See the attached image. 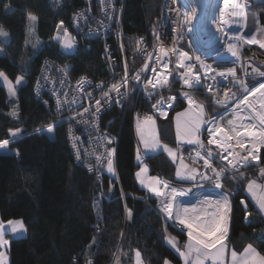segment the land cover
Wrapping results in <instances>:
<instances>
[{"label":"trees","instance_id":"obj_1","mask_svg":"<svg viewBox=\"0 0 264 264\" xmlns=\"http://www.w3.org/2000/svg\"><path fill=\"white\" fill-rule=\"evenodd\" d=\"M81 3L82 0H0V27L8 33L7 37L0 36V71L12 81L18 76L24 79L16 91L17 117L10 114L8 91L0 83V141L10 138V130H21L20 136L9 139V147L15 152L0 153V219H21L27 230L25 236L11 238L10 264H87L88 260L93 264H133L136 250L144 264H164L165 258L180 264L167 237L183 244L187 234L161 213L157 208L160 199L141 186L136 176L141 163H137V155L143 154L137 138L136 100L132 99L123 120L115 117L111 124L112 130L119 131V181L111 185L107 176L99 182L75 162L68 121L34 93L35 78L45 57L70 61L74 76H107L99 42L90 51L79 49L66 55L52 41L61 21L70 27L71 15ZM160 5L161 0H126L123 27L128 47L131 36L137 33L154 38ZM252 8L264 29V0L254 1ZM29 13L37 17L36 33L42 43L37 51L27 45ZM246 56L261 67L264 49L246 45ZM180 106L178 103L176 110ZM171 118L159 121V136L161 141L176 146ZM50 124L54 125L53 136L44 130ZM38 128L42 131L37 132ZM142 161L152 175L185 187L176 177L175 164L164 152L143 155ZM259 166L242 168L243 178L225 180L224 191L230 194L232 206L227 232L230 246L240 252L252 244L264 255V218L245 193L246 183ZM246 211L251 213L249 220L245 219Z\"/></svg>","mask_w":264,"mask_h":264},{"label":"built area","instance_id":"obj_2","mask_svg":"<svg viewBox=\"0 0 264 264\" xmlns=\"http://www.w3.org/2000/svg\"><path fill=\"white\" fill-rule=\"evenodd\" d=\"M254 1L235 0L232 3L229 0L228 5H225L224 0H208V10H206L202 8L199 0H161L154 38L150 40L146 34L137 33L131 36V40H129L131 46L128 47L123 27L126 0H105L103 4L101 0H82L81 6L71 15L70 27L64 25L57 27L52 36V41L59 48L60 40L64 38V30L67 29V32L73 35L74 50L71 54L79 49L90 51L94 48V43L99 42L107 76L100 79L88 75L74 76L70 61L45 57L41 62L33 87L37 98L41 99L48 108L53 109L61 119L68 121V139L75 162L94 174L99 182L103 176L109 178L111 185L113 181H119L116 165L119 131L112 130L111 124L115 117L124 119L132 99L136 100V127L142 122L169 120L178 103L190 108L183 95L184 92H189L198 101L204 103L205 119L223 117L224 119L220 123L226 128L230 127L227 124L229 119L237 125L251 121L249 117L254 113L245 104L239 103L244 95L243 89L236 79L227 75L226 70L234 68L239 80H243L249 87L264 82V77L252 74L251 69H247V63H252V67L257 66L253 59L246 56V45L250 44L245 42L249 19L248 8L253 6ZM237 4L244 5V17L233 15L234 9L240 10L237 9ZM173 29L176 31L174 32ZM177 36H181L182 39L177 41L175 39ZM236 37H240V39H236ZM228 43L235 45V50L238 53L236 57L227 50ZM161 47L165 50L175 48L177 51L188 52L192 60L185 61V64L194 65L193 71L199 72L203 86L196 87L194 85L192 89L185 86L181 74L185 73L187 68L177 67L178 56L172 52L164 57L161 53ZM60 53L66 54L61 51ZM197 56L205 64L211 65L217 72L225 71V76L221 77L216 73H209V76H215V80L206 78L204 69L195 59ZM165 62L168 63L167 69L162 67ZM145 64H147L146 68L144 67ZM125 66H127L128 75L127 88L121 87V96H117L115 91L110 92V102L104 103L103 91H107L114 83L123 84ZM257 67L264 71V62H262L261 67ZM153 68L156 69L155 72H153ZM137 73H139V80L134 79ZM165 78H167L168 83L164 87L153 88L148 83L149 79L153 83H157V81H163ZM209 84L213 86V92L207 90ZM227 89L231 91L225 97L224 92ZM232 93H235V96H232ZM170 96L176 97L175 101L171 102V106L166 102ZM161 97L164 98L161 103L153 107V104L157 100H161ZM57 98L61 101L59 110L57 109ZM215 98H220L225 103L217 104ZM96 100L102 101V107L96 113V118H93L91 113L95 111ZM84 108H89L90 111L83 112ZM190 109L197 113L194 107ZM161 110L163 115H161ZM82 112L83 116L81 117L80 113ZM149 116L152 120L146 121L145 118ZM208 127L209 125L202 124L199 132L205 149H201L196 144L193 146L192 155L197 160L196 153L199 151L201 154H205L207 147H212L214 152L221 151L215 145H207ZM105 136L111 138L110 143L108 139L104 138ZM74 142L75 148L73 147ZM232 143L235 144L234 141ZM245 146L251 148L247 138H245ZM109 150H114L110 157L114 169L111 173L107 170ZM182 150L180 147L179 156H183ZM234 151L240 152L241 150L239 147H235ZM77 152L80 154L79 160L77 159ZM258 154L261 158L260 161H253L248 166L264 163V148H261ZM224 155H228V153H224ZM97 156H100L99 161L96 159ZM139 156L140 160L137 159V163L143 160L141 153ZM228 159L232 160L233 157L229 156ZM199 161L203 162L202 160ZM215 161L213 163L216 168L227 164V161H221L218 158ZM89 164L92 165L91 170ZM159 180L166 181L163 178ZM168 183L172 187L185 190L183 195L176 196L175 206L186 201H192L201 195L211 198L217 193L221 194V190L215 188V185H204L187 191L186 188L178 184ZM122 196L124 195L122 194ZM163 199L162 196L157 203V208L160 211V202ZM161 213L165 216L162 211ZM171 222L174 221L171 220ZM180 229L187 234L186 228L181 226ZM88 261L93 264L92 260Z\"/></svg>","mask_w":264,"mask_h":264},{"label":"snow or ice","instance_id":"obj_3","mask_svg":"<svg viewBox=\"0 0 264 264\" xmlns=\"http://www.w3.org/2000/svg\"><path fill=\"white\" fill-rule=\"evenodd\" d=\"M101 3H105V0H101ZM229 0H224V4L228 5ZM7 7V6H6ZM244 5L237 4V9L233 11V15H239L241 17L245 16L243 11ZM171 10V9H170ZM29 19L36 20L37 17L31 13L28 14ZM62 25L63 22L61 21ZM60 25H58L59 27ZM175 32L176 29H173ZM8 33L0 27V36L7 37ZM64 36L68 37L69 33L67 29L64 30ZM60 39L59 37H56ZM142 39V38H141ZM159 39V37H157ZM178 41L182 39L181 36L175 37ZM236 39H240V37H236ZM248 43H259L261 48H264V43H260L255 36H253ZM60 43L66 49H70L73 47L72 43L67 39H61ZM227 50L232 54V56L236 57L238 55L235 50V45L232 43L227 44ZM169 52L176 54L178 56L177 67L179 68H187V71L181 74V78L183 80V84L187 86L189 89H192L194 85L196 87L203 86L201 85V76L199 72H194L191 63L185 64V61H191L192 57L188 52L179 50L175 48L165 50L161 47V53L164 57L169 55ZM196 61H198L201 67L204 69L205 77L208 79L215 80V76H209V73H216L221 77L225 76V71L217 72L216 69L212 68L211 65L205 64L201 61L200 57H195ZM147 67V64L144 66ZM164 69L168 68V63L165 62L162 64ZM156 69L153 68V72ZM227 75L233 77L237 80L240 87L243 89L244 95L242 99H240L239 103L245 104L247 107L252 108L254 111V115L249 117L252 123L244 124L241 123L239 125L235 124L233 120L229 119L227 124L230 126L226 128L223 124L220 123L223 120V117H211L210 119H203L205 112V105L203 102L198 101L194 95L189 94V92H184L183 95L190 106V108L194 107L197 110L196 119L187 120L183 124V139L187 141L189 144L199 145L201 149H205V145L203 141H201L199 137V132L202 124L209 125L207 131L209 135V139L207 140V145H215L217 149H221L219 152H214L212 147H207L205 150V154H201V152H197L196 156L198 160L203 161V172L199 170H194L196 175L200 176L201 180H209L214 182L215 188L221 190V195L219 199L216 201L215 206L213 207L211 212H207L204 215L200 213H196L195 215H189L188 209L182 206H175L174 201L177 195H183V189H177L176 187H172L168 182L161 181L157 177H151L152 184L149 185L152 192L157 193L160 196H163L164 199L161 203V211L165 214L166 218L169 220H173L175 223L186 228L188 243L184 245V251H181V248L177 246L175 238L168 237V242L172 245L173 248L179 253V255L184 259V264H205L206 260H212L213 264H224V255L226 245L224 243L225 237L228 232V223L230 220V214L232 211L230 194L224 191L226 185L224 184L225 180L235 181L238 178L244 177V172L241 171L242 168L247 167L253 161H260L259 151L261 148H264V82L258 83L256 86L249 87L244 83L243 80H239L237 77L236 70L234 68H228L226 70ZM252 74H256L260 77H264V71H261L259 68L253 67L251 69ZM0 77H3L5 80L8 78L5 76L3 72H0ZM134 79L139 80V73L136 74ZM23 77L18 76L16 78L15 83L20 85L22 83ZM39 83V82H38ZM79 83V82H78ZM148 83L151 84L153 88L164 87L168 80L167 78L163 79V81H157V83H153L151 79L148 80ZM128 84V75H127V66H125V77L123 79V84H112L107 91H103L104 103H108L111 100L110 92L115 91L117 96H121V87L127 88ZM207 90L209 92H213V86L211 84L207 85ZM231 90L227 89L224 92V96L227 97ZM11 94L14 96L15 90H11ZM91 94L89 93V96ZM259 96L262 103L259 109H255L254 105L248 103L249 96L256 97ZM232 96H235V93H232ZM164 98L161 97V100H157L153 107H156L157 104H160ZM175 96H170L167 98V103L171 106V102L175 101ZM119 103V100H117ZM215 103L222 104L225 103L224 100L220 98H215ZM61 107V101L57 98V109L59 110ZM102 107V101H95V111L91 113L93 118H96V113L100 111ZM160 110V109H158ZM89 108H84L83 112H89ZM188 110H186L187 112ZM83 112L80 113V116H83ZM185 113H177V117L183 116ZM15 115V112L12 113ZM163 111L161 110V115H163ZM76 119V117H73ZM146 121H151L152 118L146 117ZM238 119V117H237ZM54 125L50 124L47 126V131L52 132ZM20 129L10 130L11 136L15 137L20 132ZM37 132H41L42 129H36ZM177 137L181 138V123L177 122ZM108 139L109 143L111 142V138L107 136L104 137ZM245 138L248 139V142L251 144V148H247L245 146ZM143 139V137H142ZM235 142L233 144L232 142ZM8 140L0 141V148H5L8 145ZM145 147L156 148L159 146V142H153L149 144L148 141H144ZM73 147H76L75 142L73 143ZM239 147L240 152H235L234 148ZM163 150L168 153L169 156L174 157V150L168 145H163ZM114 150L108 151L109 158L107 159V170L108 172H113V161L110 158L112 156ZM224 153H228V155H224ZM241 153H244L243 155ZM18 154V153H17ZM232 156L233 159L229 160L228 157ZM221 161H227V164L222 165L220 168L214 167V161L216 159ZM238 158V159H237ZM77 159H80V154L77 152ZM97 161L100 160V156L96 157ZM137 159L140 160L139 154L137 155ZM186 167V166H185ZM89 169H92V165L89 164ZM147 166L141 167L140 171L136 173L139 177L141 172H146ZM209 171H211L212 175H209ZM237 173L239 176H237ZM178 178L181 179H191L195 180L196 175H188L182 176L181 172L177 170L176 173ZM261 176H264V171L261 172ZM143 183V181H141ZM248 191L253 193L254 198L256 199V203L258 205V211L264 214V191L260 195H256L253 191L254 188H261L264 190V185L258 184L255 179H251L247 184ZM163 189V190H162ZM187 191H191V189H187ZM207 200V198H205ZM243 203V201H242ZM251 215L250 212H245V219ZM132 216V212L128 210V218L130 219ZM7 224L11 226V232L13 234L26 232V227L22 220H8ZM4 228V222L0 221V249H3L8 245L9 241L5 239L4 232L2 229ZM167 231V229H165ZM135 256L137 258V264H140L141 253L139 250H136ZM195 257L193 260L192 257ZM232 264H264V255L258 252L252 244H248L244 250L243 254H238L237 251H231ZM0 264H7V257L3 250H0ZM88 264H92L91 261H88ZM164 264H170L169 260L165 258Z\"/></svg>","mask_w":264,"mask_h":264},{"label":"rangeland","instance_id":"obj_4","mask_svg":"<svg viewBox=\"0 0 264 264\" xmlns=\"http://www.w3.org/2000/svg\"><path fill=\"white\" fill-rule=\"evenodd\" d=\"M257 1V0H255ZM262 1V0H260ZM248 13H249V27H248V31L245 33V42L247 44H250V45H258L259 46V43H248L247 41L250 40L253 36L256 37V39L260 42V43H264V29L263 27L260 26L259 24V18H258V15L256 13V11L252 8V7H249L248 8ZM61 25V24H59ZM63 25V24H62ZM58 27V25H57ZM56 27V28H57ZM56 30V29H55ZM41 39L37 36V33H36V23H35V20H30V23H29V28H28V37H27V45L31 48L32 51H37L40 46H41ZM260 47V46H259ZM264 49V48H262ZM0 53H3V49L0 48ZM0 72H3V71H0ZM4 73V72H3ZM5 74V73H4ZM5 76L8 78L7 80H5L3 77H0V83L3 84L7 91H8V100L9 102L11 103V115L12 116H15L17 117V114H18V105H17V102H16V94L13 96L11 94V90H15V93L17 91V88L19 85H17L15 83V81H12L10 80V78L5 74ZM24 82V79L22 80V83ZM21 83V84H22ZM186 110H188V108H186L185 106H182L180 108H178L175 112H174V119H173V126H174V137L176 139V142H179L178 144H182V145H186L190 147V145H194V144H189L187 143V141L185 139H183V124L185 121L187 120H194L196 119V115L193 114L190 110H188L186 112ZM15 112V115H13L12 113ZM185 115L183 116H180V117H177V113H185ZM203 119H205V116L202 117ZM181 123V138H178L177 137V122ZM141 124V128L138 129L139 132H142L143 134V137H144V140L145 141H148L149 144L150 143V138L153 137V139H151V142H156L158 141L160 145H162V142L159 140V130H160V126H159V121H152V122H147V125H142V123H139ZM47 127L44 129L50 136H53L54 135V129L52 132H48L47 130ZM15 130V129H14ZM10 138L9 139H13V138H16L18 136H20V132L17 134V136L13 137L11 136V134H9ZM9 139H6L9 141ZM3 141V140H2ZM181 146V145H180ZM153 149V148H152ZM182 151H184V147H182ZM193 149V147H192ZM12 152H15V150L11 149L9 147V143L8 145L5 147V148H0V153H12ZM192 152V150H191ZM184 153V152H183ZM192 153H189V157L192 158L193 155H191ZM147 166V171L146 172H141V175L138 177L137 175V179H138V182L141 186L143 187H146L147 185H149V181L151 180L150 178L152 177L151 174H150V171H149V168H148V165L146 164V162H142L136 173L140 171L141 167L143 166ZM190 165V162L189 160L187 159V156L185 157H181L179 158V164H178V170L181 172L182 176H185L184 172H186L185 170V166L186 168H188ZM195 168H191V170H194ZM143 181V183L141 182ZM161 199V198H160ZM181 226V225H180Z\"/></svg>","mask_w":264,"mask_h":264},{"label":"crops","instance_id":"obj_5","mask_svg":"<svg viewBox=\"0 0 264 264\" xmlns=\"http://www.w3.org/2000/svg\"><path fill=\"white\" fill-rule=\"evenodd\" d=\"M182 106H184V105H182L181 104V106L180 107H182ZM179 107V108H180ZM186 107V106H185ZM186 108H188V110H190L193 114H195V115H197V113L196 112H194V111H192L189 107H186ZM173 119H174V113H173V115H172V118H171V122L173 121ZM172 124H173V122H172ZM142 125H147V122H142ZM174 127V126H173ZM139 128H141V124H139L137 127H136V129H137V138H138V142H139V145H140V147H141V150H142V152H143V154L142 155H147V154H156V153H158V152H164L166 155H167V157L175 164V166H176V172H175V174L177 173V170H178V164H179V158H180V156L178 155V150H179V148L180 147H184V153H183V156H181V157H185V156H187V159L189 160V162H190V165H188L189 167L188 168H186V167H184L185 168V170H186V172H184L185 174V176H188V175H196V172L194 171V170H199L200 172H203V162H201V161H199V160H197V159H195L193 156H192V158H190L189 156V153H192L191 152V150H190V147H189V145L188 146H186V145H182L181 143L180 144H178L179 142H177V145L176 146H173V145H170V144H168V143H166V142H163V141H161L160 140V136H159V140L162 142V145H160L159 144V146L158 147H156V148H151V147H145V143H144V137H143V134H142V132H139L138 131V129ZM142 137H143V139H142ZM151 139H153V137L152 138H150V143H152L151 142ZM163 145H168L169 147H171L173 150H174V152H175V156L174 157H172V156H169L168 155V153L167 152H165L164 150H163ZM181 145V146H180ZM191 146V145H190ZM192 155V154H191ZM143 162V161H142ZM141 162V163H142ZM145 162V161H144ZM140 163V164H141ZM148 168H149V166H148ZM191 168H195L194 170H191ZM149 171H150V168H149ZM262 171H264V163L262 164V165H260L257 169H256V172L253 174V176L249 179V180H251V179H255L256 181H257V183L258 184H261V185H264V176H261V172ZM151 174V173H150ZM209 175H212V173H211V171H209V173H208ZM151 176L152 177H157V178H159L160 179V177L158 176V175H152L151 174ZM176 177H177V175H176ZM178 178V177H177ZM179 179V181H182V182H184L183 183V185L185 186L184 188H186V189H193V188H196V187H200V186H204V185H213L214 184V182H212V181H209V180H201L200 179V176L199 175H196V179L195 180H191V179H181V178H178ZM248 180V181H249ZM149 183L150 184H152L153 182L150 180L149 181ZM149 184V185H150ZM247 184H248V182L246 183V187H245V193H246V196H247V199L249 200V201H251L253 204H254V206H255V208L257 209V211H258V205H257V203H256V199L254 198V196H253V193H251V192H249L248 191V188H247ZM149 185H147L145 188L146 189H148L149 191H150V193L153 195V196H155V197H157V198H161L162 196H160V195H158L157 193H154V192H152L151 191V189H150V187H149ZM163 190V189H162ZM254 192H255V194L258 196V195H260L261 193H262V191H264V190H262L261 188H254V190H253ZM243 203H244V206L246 207L247 205L245 204V200H243ZM259 212V211H258ZM260 213V212H259ZM261 215H262V217L264 218V214H262V213H260ZM13 220H21V219H13ZM0 221H3V220H1L0 219ZM4 222V228L2 229V231L4 232V237H5V239L6 240H8L9 241V243H8V245L7 246H5L3 249H0V250H3L4 252H5V255H6V257H7V264H10V255H9V251H8V249H9V244H10V240H11V238H13V237H18V236H25L26 235V233H27V230H26V232H23V233H17V234H13L12 232H11V226L10 225H8L7 224V221H3ZM25 225V224H24ZM26 227V226H25ZM228 234V233H227ZM170 237V236H169ZM168 238V237H167ZM173 238V237H172ZM175 241H176V244H177V246L178 247H180L181 248V251H184L185 249H184V245L185 244H187L188 243V236H187V238H186V240L183 242V244H180L176 239H175ZM167 242H168V239H167ZM169 243V242H168ZM224 243H225V245H226V249H225V255H224V264H232V257H231V251L232 250H235L234 248H232L231 246H230V244H229V241H228V236L226 235V237H225V240H224ZM169 245L172 247V245L169 243ZM248 245V244H247ZM246 245V246H247ZM245 246V247H246ZM244 247V248H245ZM253 247L258 251V252H260L254 245H253ZM173 248V247H172ZM244 248H243V250H244ZM174 250H175V248H173ZM243 250L242 251H240V252H238L237 251V253L238 254H243ZM176 251V250H175ZM236 251V250H235ZM177 252V251H176ZM178 253V252H177ZM261 253V252H260ZM262 254V253H261ZM178 255H179V253H178ZM263 255V254H262ZM179 257H180V259H181V262H180V264H184V259L179 255ZM192 259L194 260L195 259V257L193 256L192 257ZM169 262H170V264H175V263H173L172 261H170L169 260ZM133 264H137V258H136V256H135V254H134V261H133ZM140 264H144L143 262H142V260H141V258H140ZM205 264H213V262H212V260H206L205 261Z\"/></svg>","mask_w":264,"mask_h":264},{"label":"bare ground","instance_id":"obj_6","mask_svg":"<svg viewBox=\"0 0 264 264\" xmlns=\"http://www.w3.org/2000/svg\"><path fill=\"white\" fill-rule=\"evenodd\" d=\"M231 1L232 3L235 2V0H231ZM248 123H252V121H246L244 124H248ZM220 195L221 194L217 193L214 196H211V198L201 195L196 197L192 201L183 202L179 206L187 208L189 215H195L196 213H200L201 215H204L205 213L212 211ZM205 198H207V200Z\"/></svg>","mask_w":264,"mask_h":264},{"label":"water","instance_id":"obj_7","mask_svg":"<svg viewBox=\"0 0 264 264\" xmlns=\"http://www.w3.org/2000/svg\"><path fill=\"white\" fill-rule=\"evenodd\" d=\"M199 1L201 3L202 8L208 10V0H199ZM228 17H230V14H228ZM72 38H73V35L71 33H69V36L68 37L64 36L63 39H67L68 41H70L72 43ZM59 49L61 52L66 53V54H71L74 50L73 47L70 49L64 48L61 43L59 44ZM253 67L258 68L257 66H253ZM253 67H252V63H247V69L248 70L252 69ZM248 103L254 105L255 109H259L262 101L258 95L255 98L252 96H249ZM249 109L254 113L252 108H249Z\"/></svg>","mask_w":264,"mask_h":264}]
</instances>
